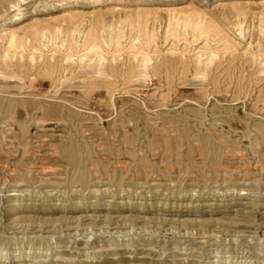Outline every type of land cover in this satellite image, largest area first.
Instances as JSON below:
<instances>
[{"label": "rangeland", "instance_id": "rangeland-1", "mask_svg": "<svg viewBox=\"0 0 264 264\" xmlns=\"http://www.w3.org/2000/svg\"><path fill=\"white\" fill-rule=\"evenodd\" d=\"M0 264H264V0H0Z\"/></svg>", "mask_w": 264, "mask_h": 264}, {"label": "bare ground", "instance_id": "bare-ground-1", "mask_svg": "<svg viewBox=\"0 0 264 264\" xmlns=\"http://www.w3.org/2000/svg\"><path fill=\"white\" fill-rule=\"evenodd\" d=\"M27 2H25V4H26ZM56 108H54V110H55ZM52 112V111H51ZM14 123V122H13ZM93 236V235H92ZM27 260V259H26Z\"/></svg>", "mask_w": 264, "mask_h": 264}]
</instances>
